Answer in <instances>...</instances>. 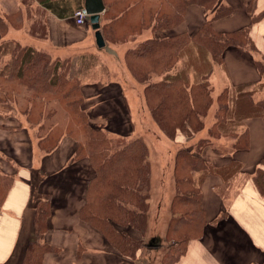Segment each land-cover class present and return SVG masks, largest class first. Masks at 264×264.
<instances>
[{"label":"crops","instance_id":"1","mask_svg":"<svg viewBox=\"0 0 264 264\" xmlns=\"http://www.w3.org/2000/svg\"><path fill=\"white\" fill-rule=\"evenodd\" d=\"M35 1L44 10L45 36L35 30L33 17L32 21H24L20 29L8 28L5 34L0 30V41H15L60 59L83 54L89 41L95 51L101 48L97 45V32L88 20L78 25L74 12L59 17L42 0ZM217 3L230 7L231 13L211 19L213 11L190 3L181 22L171 29L153 32L139 42L150 37L192 36L209 19L215 32L247 29L254 49L227 46L220 64L213 67L210 81L215 98L224 87L243 86L253 103L263 100L264 76L259 73L256 61L264 55V0H217ZM20 5L23 6L17 0H0V21L5 20L12 7L18 9ZM196 46L200 47L190 43L191 50L195 51ZM181 58L186 61L185 54ZM81 92V108L91 127L107 129L111 135L124 138L123 141L137 137L133 135V125L138 123L135 101L120 81L89 79L82 82ZM237 121L248 137L245 148L224 152L219 148L221 144L209 140L211 143L200 151L201 158L215 168L237 164L239 167L226 180L217 173L204 177L200 186L204 225L198 235L187 240L183 254L174 264H264V192L254 183L256 170L264 171V115H247ZM28 122L24 112L0 110V169L8 181L0 204V264H19L34 233L37 206L45 200L49 203V214L43 241L52 250L44 254L41 264H149L142 257L144 252L136 259L121 255L99 230L82 218L81 211L88 202L95 176L90 158L81 151L84 139L64 132L54 141H47L48 133L37 135L42 126L38 128ZM149 122L155 124L153 119ZM213 123L212 118L207 121L209 127ZM205 134L192 139L193 145L181 148L194 152L196 143L206 138ZM147 160L150 162L148 156ZM154 241H145V247H159Z\"/></svg>","mask_w":264,"mask_h":264},{"label":"trees","instance_id":"2","mask_svg":"<svg viewBox=\"0 0 264 264\" xmlns=\"http://www.w3.org/2000/svg\"><path fill=\"white\" fill-rule=\"evenodd\" d=\"M103 1L106 9L102 13L101 19L109 10L105 0ZM124 1L129 2L128 0L119 2ZM41 2L51 8L59 17L67 15L71 11L73 14L75 10L82 8V0H42ZM190 3L213 11L211 19L225 16L232 11L230 7L217 3V0H159V6L151 10V17L156 22V28H173L182 21L184 9ZM126 5L110 23L104 26L100 25L104 41H106V29L113 31V25L117 20H121L130 10L129 5ZM211 19L207 20L192 36L179 34L164 38L150 37L138 42L136 46L129 48L126 52L127 63L135 73L144 74L149 79L152 75H162L159 79L152 80L148 84L149 97L147 101L151 105L154 119L168 136L172 135L176 129L195 130V122L201 125L204 109L210 99L205 81L196 79V81L190 82L189 78L184 76L185 69L170 73L178 59L185 54L186 58H189V61L186 60V62L188 61L187 65L191 66L192 63L193 65L207 63V55L216 59L229 45L254 49L247 29L229 33L215 32L210 26ZM191 42L200 47L196 46L195 51L191 50ZM12 44H14L11 52L12 59L6 64L7 77L17 80L19 84L23 85L30 97L45 94L51 96V99H59L69 113L77 115L83 122L86 135L81 151L83 155L90 158L95 169V176L91 181L88 202L81 211L82 218L99 230L121 255L134 256L141 240L133 238L126 232V228L143 229L146 220L149 197V162L146 142L141 137H135L131 141L113 148L102 130L89 125L87 115L81 108L83 95L79 79L74 76L77 71L73 62L70 61L73 58H53L43 51H37L18 43ZM193 54H196L197 59L192 61L195 59L193 58L190 61V56ZM256 66L259 73L264 76V61L257 60ZM1 75L3 74L0 73ZM225 92L228 93L229 90ZM236 94L237 97L234 95L229 98L231 103H229L230 101L222 102V105L217 108L216 116L218 118L214 128L227 124L230 121V115L238 120L247 115H264V99L253 103L248 93L242 89ZM69 132L74 134L76 131ZM242 136H245L246 139V131ZM210 143L207 138L199 139L194 152L181 148L175 157L177 177L175 204L180 210L173 214V217L176 218L173 228L183 232L182 228L188 230L195 227L197 232L180 243L181 245L173 248L172 254L167 256V261L170 264H174L183 254L187 240L198 235L204 225L200 183L209 173H222L220 169L206 163L200 156L201 149ZM246 146L247 141H241L240 137L234 144L235 149H242ZM237 165L239 167V164ZM194 173L198 174L200 179L195 177ZM254 183L263 193L264 171L261 168L256 170ZM48 214V200L40 202L33 220V232L38 239H42L45 232V220ZM51 249L47 244L34 241L28 244V248H25L21 264H36L34 262L36 258L37 260L39 258L38 264H40L42 254Z\"/></svg>","mask_w":264,"mask_h":264},{"label":"rangeland","instance_id":"3","mask_svg":"<svg viewBox=\"0 0 264 264\" xmlns=\"http://www.w3.org/2000/svg\"><path fill=\"white\" fill-rule=\"evenodd\" d=\"M17 1L21 2L23 6L20 5V7L16 9L15 5L9 13H6L5 20L0 21L1 32L5 34V31L8 28L20 29L23 26L24 21H32V18L34 17L36 19L34 23L35 30L42 34V36H45L46 20L44 10L38 6L37 1ZM119 1L120 0H105L109 10L101 19L100 25L103 24V26L110 23L117 14L122 12L123 8L127 6L126 4L130 7V10H128L126 14L124 13L125 16H123L121 20H117L115 25H113V31H107L106 29V46L108 49L106 46H102L98 51H95L92 42L89 41L88 47L86 46L83 54L72 57L73 59L70 61L73 62L76 68L75 70L77 72L74 76L79 79L80 84H82L83 81L95 78L104 81L113 79L118 80L121 82L125 92L130 95L131 100L135 101V112L138 123L133 125V135L141 137L144 141L145 139L147 140L145 142L148 144L147 156L150 159L148 190L151 191V207L150 209L149 206L147 208L144 228L143 225H141V228L143 229L126 228V232L133 238L141 240V243H139V246L135 251V255L126 258L132 259L134 257L136 259L144 252L142 257H144V260H149V264H170V262L167 261V256L172 254L171 252H173V248L181 245L180 243L197 232V228L195 227L188 230L182 228L183 232L173 228V223L176 221L173 214L180 210L175 204V193L177 192V177L175 171L176 154L182 146L193 145L194 143L191 140L195 139V137H201L200 135L205 134V131H207L205 137L221 144L219 148L224 150V152L237 150L234 148V144L239 137L241 141H248L247 136L246 139L245 136H242L245 131L243 126L237 121L238 119H233V117H231L233 115L229 116L230 121H228L227 124L214 128V124L218 117L215 112L213 114L216 106L219 108V106L222 105V102L228 103L230 101L229 98H232L234 95L236 96V92L239 90L241 91V89L245 90V88H241V86H238L235 89L224 87L220 91V94H218V98H215L214 96L215 91L210 78L214 65L220 64L222 53L226 47L216 59L207 55V63H197L196 65H193L192 63L190 66L187 65V62L189 61L188 57L186 58V60H188L187 62L182 61L183 59L179 58L173 68H171L170 73L185 69L184 76H187L190 82H194L196 79L199 81H205L210 99L204 109L205 112L202 118L203 123L201 125H199L198 122H195V130L188 128H185L184 130L176 129L172 135L168 136L154 119L151 105L148 103L149 101H147L149 97L147 93L148 84L152 80L159 79L162 75H152L149 79L145 77L144 74L135 73L127 63L126 53L129 48H132L134 45L136 46L139 40L150 36L153 32L163 30L156 28V22L151 17V10L159 6V0H128L129 2L124 1L126 4L124 2L120 3ZM73 18L78 25H84L86 23V21L83 24L79 23L76 13L73 14ZM2 26H4V29ZM12 43L18 42L10 40L0 41V73L3 74L0 76V110L7 113L24 112L26 118L29 120L28 123L31 126H42L41 131H37L38 136L46 135V133L50 131L48 136L46 135L48 138H46L47 141H54V138H56L57 135L60 136L64 132L69 133V131L72 130L74 132L76 131L75 134L78 138L84 139L86 130L83 128V122L81 119L79 120L77 115L69 113L63 105V102L56 98L51 99V96H46L45 94H38L39 96L33 95V97H30L29 92L25 91L23 85L19 84L17 80L7 77L6 64L12 59L11 52L14 48V44ZM229 46L239 47L236 45ZM244 49L246 51L250 50L246 48ZM193 58L195 59L192 60ZM260 58L264 61V55ZM196 59V54L190 56V61H195ZM226 90H229L230 93H226ZM212 93L214 97L212 96ZM222 94L223 96H221ZM220 96L222 98L221 100ZM229 103H231V101ZM217 108L215 111H217ZM210 118L214 120V123L209 127L207 121ZM151 119H153L155 124L149 122ZM50 127L53 128L49 129ZM100 130H102L108 137L113 148L127 142L123 141L124 138H117L116 136L111 135L112 133L107 129L101 128ZM181 140H184L183 142L185 143H182ZM222 168L223 169H220L222 172L220 175L226 180V178L235 174L238 166ZM194 175L199 178L198 174L194 173ZM7 184V178L3 175V172L0 169V204L7 189ZM44 234L42 235V239H38L33 233L31 240L28 241L25 248H28V244L34 241L44 243ZM152 239H155L154 244H159L160 246L151 248V250L145 247L144 244L145 241L149 242ZM109 244L116 249L111 242H109ZM25 248L22 252L21 259ZM51 250H47L42 254L41 261L44 254ZM35 257L37 256L35 255ZM21 259H19V264H21ZM34 262L38 264L39 258L38 260L37 258L36 260L34 259Z\"/></svg>","mask_w":264,"mask_h":264},{"label":"water","instance_id":"4","mask_svg":"<svg viewBox=\"0 0 264 264\" xmlns=\"http://www.w3.org/2000/svg\"><path fill=\"white\" fill-rule=\"evenodd\" d=\"M105 10L103 0H84L83 11L88 16L91 28L96 30V38L98 47L105 45V41L100 33V17Z\"/></svg>","mask_w":264,"mask_h":264},{"label":"built area","instance_id":"5","mask_svg":"<svg viewBox=\"0 0 264 264\" xmlns=\"http://www.w3.org/2000/svg\"><path fill=\"white\" fill-rule=\"evenodd\" d=\"M74 13H76L77 20L79 23H81V24L85 23L87 16H86V14L82 8L77 9Z\"/></svg>","mask_w":264,"mask_h":264}]
</instances>
